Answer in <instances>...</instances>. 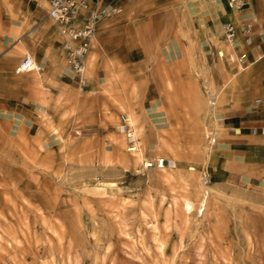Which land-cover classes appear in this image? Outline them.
Instances as JSON below:
<instances>
[{"label": "rangeland", "instance_id": "obj_1", "mask_svg": "<svg viewBox=\"0 0 264 264\" xmlns=\"http://www.w3.org/2000/svg\"><path fill=\"white\" fill-rule=\"evenodd\" d=\"M128 1V22L118 7L96 25L86 58L102 65L95 88L45 84L27 133L0 119V264H264V138L252 154L261 167L235 177L218 150L225 132L215 117L246 61L222 31L215 60L167 66L157 32L171 17L162 5L181 0ZM88 66L82 79L92 83ZM15 68L14 77H42ZM151 87L169 108L165 123L147 103ZM129 110L143 159L173 167L147 169L125 153L117 126Z\"/></svg>", "mask_w": 264, "mask_h": 264}, {"label": "crops", "instance_id": "obj_2", "mask_svg": "<svg viewBox=\"0 0 264 264\" xmlns=\"http://www.w3.org/2000/svg\"><path fill=\"white\" fill-rule=\"evenodd\" d=\"M123 1L120 4L110 3L109 0L94 2L100 11L121 7L123 11L120 19L128 22V14L132 8L127 6L131 2L122 4ZM48 6V0H0V119L9 124L10 132L17 135L27 133L38 124L42 112L37 107L42 108L40 100L45 84L50 82L52 86L59 85L62 79L63 82H74L80 86L78 78L66 66L58 28L47 17ZM162 6L171 18L164 31L157 32L158 40L165 42L161 56L164 63L173 69L184 65L191 57L207 56L215 60L223 26L236 25L240 20V15L228 8L226 0H181L178 5L163 3ZM245 13L256 15L264 23V0H248ZM180 15L189 20L188 31L180 26ZM157 16L159 14L155 18ZM260 51L264 52V47ZM260 51L248 52L245 72L232 88L235 93L226 99L225 105L215 114L222 121L225 132L220 134L222 137L218 150L224 154V161L233 163L237 168L236 173H232L235 177L261 167L252 158V154L259 153L255 149L258 144L256 142L264 136L249 133L250 129H256L257 132L264 130V107L254 110L250 108L254 99L264 98V56H259ZM25 56H30L40 66L38 74L41 78L29 74L13 76V69ZM88 65L89 57L86 61V66ZM88 69L94 76L93 82L86 79L84 86L92 89L95 88V76L102 74V65L97 61L89 65ZM154 90L151 87L147 103L154 107L158 121L165 123L169 108L161 102ZM163 107L166 111L160 109ZM126 115L128 120L129 117L133 121L138 119L133 110L127 111ZM138 133L141 135L142 131ZM263 153L262 150L261 154ZM133 157L142 159V164H146L141 145L140 153Z\"/></svg>", "mask_w": 264, "mask_h": 264}, {"label": "built area", "instance_id": "obj_3", "mask_svg": "<svg viewBox=\"0 0 264 264\" xmlns=\"http://www.w3.org/2000/svg\"><path fill=\"white\" fill-rule=\"evenodd\" d=\"M226 2L231 11L240 15V20L236 25L223 26V39L233 50H239L237 61L243 63L249 51H260L264 47V23H261L256 15L245 13L248 0H226ZM48 5L47 17L58 28L68 69L79 79L80 85H85L82 76L87 55L95 39L96 25L103 15L118 11V7L110 11H98L86 0H48ZM259 56L263 57L264 52L260 51ZM36 70H40V66L30 56H25L15 72L21 74ZM263 107L264 98L254 99L250 104L253 110ZM117 132L123 138L125 153L133 155L139 151V139L125 115L119 116ZM251 133L256 135L258 132L252 129ZM259 133L264 134V130H260ZM213 140L214 143L211 144H215V138ZM169 164L170 162L163 158H155L147 159L144 167L162 170L165 167L169 168Z\"/></svg>", "mask_w": 264, "mask_h": 264}, {"label": "bare ground", "instance_id": "obj_4", "mask_svg": "<svg viewBox=\"0 0 264 264\" xmlns=\"http://www.w3.org/2000/svg\"><path fill=\"white\" fill-rule=\"evenodd\" d=\"M226 4H227V2H226ZM221 56V55H220ZM85 66H86V63H85ZM40 70H36V72H39ZM127 118V117H126ZM127 120H128V118H127ZM128 121H131V122H133V120L129 117V120ZM130 124V123H129ZM133 129V128H132ZM134 130V129H133ZM214 143V140L212 139L211 140V143ZM213 145V144H212ZM140 153V149H139V151L137 152V153H135V154H133V155H131V156H136V155H138ZM129 155V154H128ZM173 161H170V164H169V168H171V167H173ZM168 168H163L162 170H167ZM203 200V199H202ZM205 207V200H203V201H201V203H200V207L199 208H204Z\"/></svg>", "mask_w": 264, "mask_h": 264}]
</instances>
